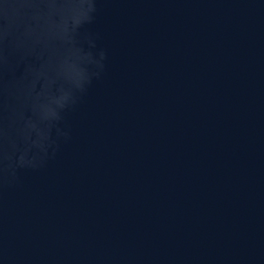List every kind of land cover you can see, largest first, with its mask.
Here are the masks:
<instances>
[{"label":"water","instance_id":"obj_1","mask_svg":"<svg viewBox=\"0 0 264 264\" xmlns=\"http://www.w3.org/2000/svg\"><path fill=\"white\" fill-rule=\"evenodd\" d=\"M0 264H264V0H0Z\"/></svg>","mask_w":264,"mask_h":264}]
</instances>
